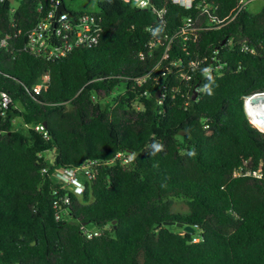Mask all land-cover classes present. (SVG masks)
Returning <instances> with one entry per match:
<instances>
[{
	"label": "trees",
	"instance_id": "trees-1",
	"mask_svg": "<svg viewBox=\"0 0 264 264\" xmlns=\"http://www.w3.org/2000/svg\"><path fill=\"white\" fill-rule=\"evenodd\" d=\"M151 2L66 5L101 16L99 42L47 59L23 45L48 0L0 1V29L13 36L0 48V93L11 98L4 114L0 104V264H264V133L244 109L264 90V2L230 20L239 0ZM217 62L222 75L206 78ZM120 151L132 160H113ZM91 161L82 195L53 177Z\"/></svg>",
	"mask_w": 264,
	"mask_h": 264
},
{
	"label": "built area",
	"instance_id": "built-area-1",
	"mask_svg": "<svg viewBox=\"0 0 264 264\" xmlns=\"http://www.w3.org/2000/svg\"><path fill=\"white\" fill-rule=\"evenodd\" d=\"M3 1V0H0ZM135 1L140 7L152 6L151 0H126ZM174 2L181 3L186 7H191L193 0H173ZM253 0H239V6L237 10L230 14L228 20L235 17V15L248 3ZM63 0H48V5L45 7L40 5L38 11L41 12V17L39 21L26 33V41L23 45V49L36 54L43 55L47 59H56L62 57H69L72 51L82 45H93L99 42L101 32H102V18L101 16L90 13H70L68 10L58 12V8L63 4ZM14 10V8L12 9ZM160 16L163 15L164 11L158 12ZM186 24L189 22L188 18H185ZM20 32V31H19ZM19 34V33H18ZM17 37V35H14ZM13 36L9 33H3L0 29V48L11 49L13 43L11 39ZM155 42H150V45H154ZM243 50L250 52L254 51L247 42L241 43ZM13 50V49H12ZM168 55V47L166 48L163 58ZM193 65H197L193 63ZM224 64L217 62L215 65H206L204 68V76L206 78L212 76H220L223 73ZM184 78L189 79L191 74L185 72L182 74ZM50 81V75L46 72L41 80L33 86V90L36 93H40L43 88L48 87ZM204 90V87L196 85L194 87V94L196 96ZM160 92V91H159ZM264 94V90L261 92L251 93L244 97V109L247 114L249 121L254 124L260 131L264 133V129L254 122V119L247 107V99L253 96H258ZM11 98L8 93H0V104L2 108V113L4 114L6 109L9 107ZM37 129H44L43 125L36 126ZM133 158V155L126 152H118L113 160L120 159L121 163H129ZM96 161H91L90 163L83 164L76 167H59L53 172V177L59 183H61L62 188L71 190L77 195H82L86 186L95 175V171L92 166ZM46 170V169H44ZM253 175L256 177L262 176L260 169H247L243 170L242 167H238L234 170V175ZM65 202H70L69 194H65ZM65 217V216H64ZM57 219H62L63 217L57 213ZM81 229L88 236L98 235L102 233L101 229H89L84 224L81 225Z\"/></svg>",
	"mask_w": 264,
	"mask_h": 264
},
{
	"label": "rangeland",
	"instance_id": "rangeland-1",
	"mask_svg": "<svg viewBox=\"0 0 264 264\" xmlns=\"http://www.w3.org/2000/svg\"><path fill=\"white\" fill-rule=\"evenodd\" d=\"M66 5L72 9V10H94L97 8V2L98 0H65ZM264 0H253L252 2L248 3V9L251 11L258 10ZM14 5H17L16 2H13ZM161 95V91L159 92V96ZM56 151H47L43 153V156L49 160L51 163H53L55 157H56ZM174 209L175 211L184 212L187 213V204L182 199H174ZM174 229H178L181 232H183V229L179 226H172Z\"/></svg>",
	"mask_w": 264,
	"mask_h": 264
},
{
	"label": "bare ground",
	"instance_id": "bare-ground-1",
	"mask_svg": "<svg viewBox=\"0 0 264 264\" xmlns=\"http://www.w3.org/2000/svg\"><path fill=\"white\" fill-rule=\"evenodd\" d=\"M247 107L256 125L264 129V94L248 98Z\"/></svg>",
	"mask_w": 264,
	"mask_h": 264
},
{
	"label": "water",
	"instance_id": "water-1",
	"mask_svg": "<svg viewBox=\"0 0 264 264\" xmlns=\"http://www.w3.org/2000/svg\"><path fill=\"white\" fill-rule=\"evenodd\" d=\"M64 10H67L65 3H63V4H61L59 6L58 12L60 13L61 11H64ZM157 96H159V92H158ZM195 97H196V94L193 95V98H195ZM164 223L167 224V225H176V226H179V227H183L184 230H186V231H193L194 230L193 226L184 225L182 222H176V221L171 220V221H165Z\"/></svg>",
	"mask_w": 264,
	"mask_h": 264
}]
</instances>
